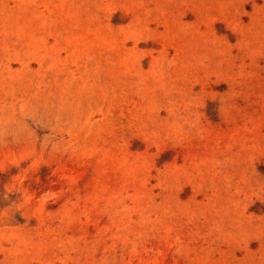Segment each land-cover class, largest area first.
Listing matches in <instances>:
<instances>
[{"label":"rangeland","instance_id":"1","mask_svg":"<svg viewBox=\"0 0 264 264\" xmlns=\"http://www.w3.org/2000/svg\"><path fill=\"white\" fill-rule=\"evenodd\" d=\"M0 264H264V0H0Z\"/></svg>","mask_w":264,"mask_h":264}]
</instances>
